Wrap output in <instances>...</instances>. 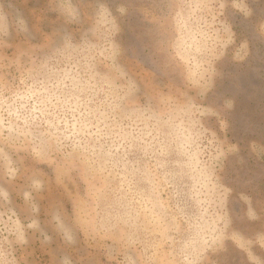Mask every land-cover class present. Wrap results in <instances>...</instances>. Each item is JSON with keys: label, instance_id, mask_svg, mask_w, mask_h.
<instances>
[{"label": "rangeland", "instance_id": "obj_1", "mask_svg": "<svg viewBox=\"0 0 264 264\" xmlns=\"http://www.w3.org/2000/svg\"><path fill=\"white\" fill-rule=\"evenodd\" d=\"M0 264H264V0H0Z\"/></svg>", "mask_w": 264, "mask_h": 264}]
</instances>
